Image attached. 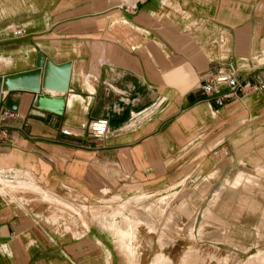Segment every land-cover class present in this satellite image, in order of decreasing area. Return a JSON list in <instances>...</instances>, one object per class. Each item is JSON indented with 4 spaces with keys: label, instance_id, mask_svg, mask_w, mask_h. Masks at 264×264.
<instances>
[{
    "label": "crops",
    "instance_id": "0c3cea01",
    "mask_svg": "<svg viewBox=\"0 0 264 264\" xmlns=\"http://www.w3.org/2000/svg\"><path fill=\"white\" fill-rule=\"evenodd\" d=\"M6 2L0 76L34 69L38 53L70 72L65 94L42 92L62 97L59 113L29 91L0 104L19 115L0 143V264H130V243L131 264H205L264 246V188L237 177L264 167V91L217 107L197 90L228 61L264 76V0ZM99 118L104 137L79 128ZM141 198L169 218L141 214Z\"/></svg>",
    "mask_w": 264,
    "mask_h": 264
},
{
    "label": "built area",
    "instance_id": "2783aa9c",
    "mask_svg": "<svg viewBox=\"0 0 264 264\" xmlns=\"http://www.w3.org/2000/svg\"><path fill=\"white\" fill-rule=\"evenodd\" d=\"M4 31L14 36H20L25 33L26 29L20 25H7L4 27ZM240 73L241 71L233 66L230 61L218 64L211 70L208 77L198 85L197 90L203 98L217 107H222L227 100L244 91H264V76L256 82H251ZM18 117L19 115L15 110L9 107H0V143L6 139L8 122ZM79 128L86 131L90 137L100 139L107 134L108 121L103 118L94 119L81 123ZM62 133L71 134L65 130Z\"/></svg>",
    "mask_w": 264,
    "mask_h": 264
},
{
    "label": "water",
    "instance_id": "95a60500",
    "mask_svg": "<svg viewBox=\"0 0 264 264\" xmlns=\"http://www.w3.org/2000/svg\"><path fill=\"white\" fill-rule=\"evenodd\" d=\"M70 64L53 65L37 54L36 67L31 70L0 76V104L9 91H29L36 93V105L42 109L59 113L62 97L42 94V92L57 91L65 94L69 79ZM57 98V99H56ZM10 103L6 104L9 107Z\"/></svg>",
    "mask_w": 264,
    "mask_h": 264
},
{
    "label": "rangeland",
    "instance_id": "374dc122",
    "mask_svg": "<svg viewBox=\"0 0 264 264\" xmlns=\"http://www.w3.org/2000/svg\"><path fill=\"white\" fill-rule=\"evenodd\" d=\"M6 0H0V9H2V7L3 8H5V6H7L6 5ZM0 63H3V64H1L0 65V68L2 67V66H6V65H8L9 63H10V59H7V58H3V57H0ZM262 169V170H261ZM260 170H257L256 172H255V174H253L252 173V175L250 176V175H248V174H246V173H244V172H238L237 173V177H240L241 175L242 176H245V177H253L252 178V180L256 183V185H254V186H252V184L251 185H249V187H254V189L255 188H260V192H262V190H263V188H264V167H262ZM251 173V172H250ZM237 179V178H236ZM224 183H226L230 188H232V187H234V188H238L239 186H241V187H244V185H239V184H237V180L233 183V181L231 180H225L224 181ZM1 185H3V187L2 188H4V186L5 187H8V186H6L5 184H3L2 182L0 183ZM18 185H19V183H18ZM17 185V186H18ZM1 188V187H0ZM18 188H22V189H26V187H18ZM245 189V188H244ZM243 189V190H244ZM2 190V189H1ZM27 190V189H26ZM253 190V189H252ZM253 192V191H252ZM252 192H250V193H252ZM260 192H257V193H260ZM244 193H248L247 192V190H244ZM244 197L245 196H242V195H240L239 196V199H241V200H243L244 199ZM179 198H183V196H178L177 197V199H179ZM205 198V195L202 197V199H204ZM216 198V197H215ZM214 198V199H215ZM246 198V197H245ZM262 198H263V196L262 195H260V196H257V199L258 200H262ZM104 199V198H103ZM200 201V200H199ZM102 203H104L103 202V200L101 201ZM211 202H213V200L211 201ZM135 205L136 206H139V205H142V207L140 208L141 210H139V212L141 213V214H144V215H152V216H154L155 218H156V220L157 219H168L169 218V214H166V213H164V212H160V211H156V210H154V204H150V203H148L147 201H146V199L145 198H141V200H138V201H135ZM244 203V202H243ZM107 205H111V206H113L112 204H109V203H107ZM102 207H100V206H92V211H95V210H97L96 212H92V216H93V218L94 219H100L101 218V216L102 215H105L106 213L105 212H99L98 211V209H106L105 207H103V206H106V205H101ZM251 208H253V207H251ZM254 209H255V207H254ZM136 210V209H135ZM203 215H204V213H203ZM87 217V216H86ZM205 218V217H204ZM211 218H207V220H210ZM207 220H204V222L203 223H206L207 222ZM149 229L150 230H153L154 228H152V227H149ZM155 230H158V229H156L155 228ZM191 230V229H190ZM176 232H177V230H176ZM201 233V230H200V232H199V234ZM201 236V235H200ZM257 236L259 237V238H264V228L263 227H261V228H258L257 229ZM189 238H191V237H189ZM192 239V238H191ZM200 239V238H199ZM161 245V244H160ZM164 245V244H163ZM162 245V246H163ZM130 246H131V251H129V250H127V255H128V258H129V263L131 264V262H132V260H137V259H139V253H138V251H137V246H136V244L135 243H130ZM161 246V247H162ZM192 248H194L195 250H197L198 251V249L197 248H195L194 246H192ZM191 249V248H190ZM237 249H241L242 251H244V252H246V248H243V247H237ZM195 250H189V251H187V253H192V254H196V252L197 251H195ZM260 250H263V252L261 253L262 255H260L259 257H255V254L256 253H258ZM199 260V257H198V259H196V260H194L193 261V263H195V262H197ZM189 261H192V260H189ZM243 263H248V264H264V246L263 245H258L257 246V248L255 249V250H253V251H251V252H247L245 255H243V256H241V255H239V256H237L236 254H231V253H227V254H225V256H224V258L223 259H220V260H215L214 262H209V263H205V264H243Z\"/></svg>",
    "mask_w": 264,
    "mask_h": 264
},
{
    "label": "bare ground",
    "instance_id": "6f19581e",
    "mask_svg": "<svg viewBox=\"0 0 264 264\" xmlns=\"http://www.w3.org/2000/svg\"><path fill=\"white\" fill-rule=\"evenodd\" d=\"M51 93L53 94V95H56V94H59L60 92H57V91H51ZM5 94V93H4ZM137 201V200H136ZM136 212V211H135ZM133 214V213H132ZM135 215H137V213L135 214ZM140 216V215H139ZM138 217V216H137ZM141 217H143V216H141ZM141 219V218H140ZM145 219H147V218H145Z\"/></svg>",
    "mask_w": 264,
    "mask_h": 264
}]
</instances>
